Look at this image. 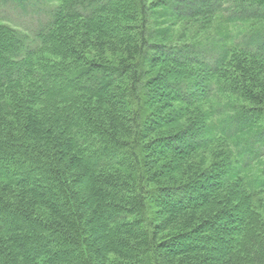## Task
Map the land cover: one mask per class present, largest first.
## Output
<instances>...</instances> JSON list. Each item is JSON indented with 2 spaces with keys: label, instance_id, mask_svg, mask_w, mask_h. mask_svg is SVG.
I'll return each mask as SVG.
<instances>
[{
  "label": "trees",
  "instance_id": "obj_1",
  "mask_svg": "<svg viewBox=\"0 0 264 264\" xmlns=\"http://www.w3.org/2000/svg\"><path fill=\"white\" fill-rule=\"evenodd\" d=\"M263 18L61 0L32 35L0 22V264H264Z\"/></svg>",
  "mask_w": 264,
  "mask_h": 264
},
{
  "label": "rangeland",
  "instance_id": "obj_2",
  "mask_svg": "<svg viewBox=\"0 0 264 264\" xmlns=\"http://www.w3.org/2000/svg\"><path fill=\"white\" fill-rule=\"evenodd\" d=\"M61 0H24L21 5L14 3L12 1L0 0V22L8 24L16 29L23 31L27 34L32 35L38 28L39 25L43 22L45 23L49 17L51 12L60 5ZM258 18H261L263 12L258 10ZM264 26V18L259 19ZM217 21V20H216ZM211 24V35L219 36L216 32L219 29L217 27V23ZM224 26L226 25L223 21ZM240 25V23H238ZM245 38V37H244ZM243 38V40H244ZM249 36L246 38L248 39ZM262 43H264V36L262 35ZM261 45L259 41L254 45V47H258ZM253 49V47H252ZM222 104L225 102V99H221L217 101ZM253 148H257V146H253ZM261 157L255 161V165L253 168H249L246 170L247 180L250 182L252 178L261 176L264 177V147L263 153L260 155ZM256 197H254V201L257 203L259 207H261L264 212V189L260 193H256ZM117 264V263H110Z\"/></svg>",
  "mask_w": 264,
  "mask_h": 264
}]
</instances>
